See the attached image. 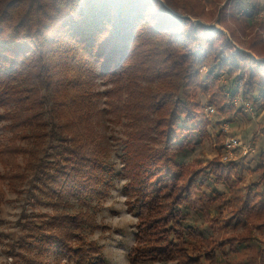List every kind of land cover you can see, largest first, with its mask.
I'll return each instance as SVG.
<instances>
[{"label":"trees","instance_id":"16d2710c","mask_svg":"<svg viewBox=\"0 0 264 264\" xmlns=\"http://www.w3.org/2000/svg\"><path fill=\"white\" fill-rule=\"evenodd\" d=\"M97 76L115 84V114L131 126L129 263L237 256L238 238H228L227 252L188 221L198 171L183 157L199 129V93L222 116L240 111L237 97L264 110V0H0V107L11 133L0 143V181L52 209L23 223L12 264L106 261L88 231L113 170L80 112L90 108L81 86ZM219 164H209L214 175L229 179ZM243 209L264 213L263 195L248 192Z\"/></svg>","mask_w":264,"mask_h":264},{"label":"rangeland","instance_id":"374dc122","mask_svg":"<svg viewBox=\"0 0 264 264\" xmlns=\"http://www.w3.org/2000/svg\"><path fill=\"white\" fill-rule=\"evenodd\" d=\"M212 1L205 0V3L210 6ZM217 1L222 4L224 0ZM260 17H263L262 13ZM221 80L223 83L228 82L226 75ZM81 88L86 93L90 108L80 112L88 115V124L96 133V140L107 148V161L113 170L110 192L96 214L98 227L89 230L88 235L103 247L104 264H130L128 253L135 242L137 221L134 213L136 208L131 209L129 204L133 196L130 188L133 176L132 173L131 176L128 174L126 168V164H131L128 159L130 148L127 146L131 126L127 117L118 118L115 114L117 93L115 84L108 76L88 79V83ZM207 96L198 94L202 113L199 129L190 135V144L185 148L186 155L183 157L186 164L198 171L197 184L191 192L188 221L206 237L226 243L227 252L230 247L228 238L234 236L241 241L242 248L237 256L230 253L227 257L220 255L215 264H258V252L264 248V213L239 210L248 192L251 197L260 194L264 199V110L237 97L234 102L240 111L222 116L214 106L206 102ZM0 113L3 115L0 120L2 143L7 141L11 133L6 127L10 119L4 108L0 107ZM227 137L238 138L244 147H237L234 150L235 158L224 163L223 144ZM155 142L151 141V144ZM19 143L29 144V139L20 140ZM244 148L249 150L244 153ZM212 161L220 163L229 179H217L209 165ZM260 164L262 167L257 168ZM4 171L0 162V175ZM23 188H28V184ZM212 195L215 198L209 202ZM71 201L74 207L78 206L74 199ZM38 211L52 212V209L28 201L25 193L15 192L6 180L0 181V264H12L18 259L11 253L10 244H17L19 238L27 233L28 229L23 223L34 219L33 214ZM140 264H174V261Z\"/></svg>","mask_w":264,"mask_h":264},{"label":"built area","instance_id":"2783aa9c","mask_svg":"<svg viewBox=\"0 0 264 264\" xmlns=\"http://www.w3.org/2000/svg\"><path fill=\"white\" fill-rule=\"evenodd\" d=\"M246 106H248V104H246ZM251 109H253L251 107ZM225 130H227V128H225ZM223 148H224V156H223V162L226 163L230 160H232L233 158H235V154H234V150L237 147H244L242 146L241 142H239V139L236 137H227L225 143L223 144ZM249 149L244 148V153H246ZM252 150V149H251Z\"/></svg>","mask_w":264,"mask_h":264}]
</instances>
